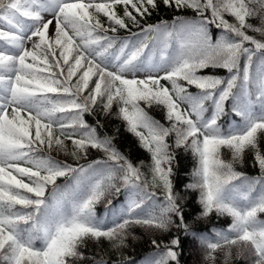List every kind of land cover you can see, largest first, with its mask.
Segmentation results:
<instances>
[{
	"label": "snow or ice",
	"instance_id": "1",
	"mask_svg": "<svg viewBox=\"0 0 264 264\" xmlns=\"http://www.w3.org/2000/svg\"><path fill=\"white\" fill-rule=\"evenodd\" d=\"M161 4L195 15L142 24ZM121 29L131 36L118 38ZM98 113L148 153L150 180L143 160L134 164L85 118ZM228 114L240 123L222 127ZM261 140L264 0H0V264H87L90 242L118 252L134 226L161 237L147 264H181L180 234L198 241L204 264H217L218 251L228 264L234 248L264 264ZM181 150L195 160L188 183ZM93 151L103 157L89 162ZM249 151L258 176L234 167ZM122 191L125 205L98 216L97 204ZM213 215L231 223L203 235L197 222Z\"/></svg>",
	"mask_w": 264,
	"mask_h": 264
},
{
	"label": "trees",
	"instance_id": "2",
	"mask_svg": "<svg viewBox=\"0 0 264 264\" xmlns=\"http://www.w3.org/2000/svg\"><path fill=\"white\" fill-rule=\"evenodd\" d=\"M173 14H194L190 10L186 13H177L174 12L172 9L165 8L162 4L160 5L158 11L154 12L150 17H147L145 20L153 21L159 18H168L171 17ZM255 35L260 38L259 34L255 33ZM115 107V106H114ZM150 114L157 119L161 120L162 122V112L159 108L150 110ZM99 120L100 123L103 125L102 128H99V131L102 135H108L114 137V144L116 147L122 151L134 164H139L141 160L145 163L144 165L150 162L147 152H145L140 146L137 139L129 132L124 129V126L121 121L115 118L114 115L105 116L103 113H98L95 122ZM119 129V131H117ZM69 147H71V142H67ZM260 148L262 152H264V140L260 142ZM98 153V152H95ZM92 152L91 155H95ZM63 155V154H61ZM253 153L251 151L247 152L244 157L243 164H235L234 167L237 171L239 169L247 174L258 173L259 168L253 167ZM65 158V157H64ZM71 161V158H67ZM225 159H231L230 156H225ZM195 160L191 155L187 152L181 151L180 159H179V175L180 180L183 183L189 182V175L192 172L195 166ZM73 162V161H72ZM148 179H151L149 173L145 174ZM188 207L185 209L186 212L191 213L189 217V221L195 216V214L199 210V205L195 203V193H192L187 198ZM216 216L213 215L205 220L198 221L196 227L198 229H203L207 227L209 224L213 223L216 220ZM139 227L136 230L132 231V238L127 240L126 247H123L118 252L113 251L110 249L108 243L105 241L102 246H97L93 243H89L88 248L84 249L86 255L89 257H94L95 259H119L126 255H136L146 251L151 246V240L155 238L153 234L149 231H145L144 233L141 232ZM181 241H182V248L183 252L180 257L181 264H204L203 261V252L201 248H195L194 245L187 239L184 238L182 234ZM159 236V235H157ZM156 238H159L157 237ZM166 239V237H165ZM235 248L233 249V255L229 258L228 264H243L242 257H237L235 255ZM216 262L217 264H225L224 261V253L222 251H218L216 254Z\"/></svg>",
	"mask_w": 264,
	"mask_h": 264
},
{
	"label": "rangeland",
	"instance_id": "3",
	"mask_svg": "<svg viewBox=\"0 0 264 264\" xmlns=\"http://www.w3.org/2000/svg\"><path fill=\"white\" fill-rule=\"evenodd\" d=\"M47 18V17H46ZM54 31V25L50 26V34Z\"/></svg>",
	"mask_w": 264,
	"mask_h": 264
}]
</instances>
